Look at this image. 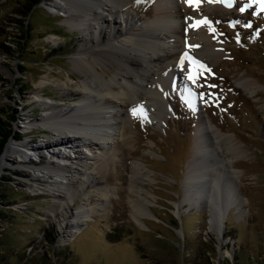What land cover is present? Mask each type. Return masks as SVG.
Wrapping results in <instances>:
<instances>
[{
  "label": "rangeland",
  "instance_id": "obj_1",
  "mask_svg": "<svg viewBox=\"0 0 264 264\" xmlns=\"http://www.w3.org/2000/svg\"><path fill=\"white\" fill-rule=\"evenodd\" d=\"M50 1L58 0H42L27 11L32 0H0V110L5 112L0 117L11 119L13 136L6 144L17 147L21 142L45 145L57 137L38 125L25 128L24 122L32 124L47 111L42 101L61 110L79 99L80 74L72 57L81 45L97 38L103 43L112 33V23L100 25L96 33L97 23L84 39L47 6ZM214 3L229 12L208 11L206 17L211 22L205 23L206 33L221 56L198 65L190 79L182 71L174 74V83L162 91L155 124L140 107L124 104L114 130L127 141L108 145V166L75 192L68 215L81 207L95 212L72 238L67 232L73 227L60 226L54 216L58 202L49 188L55 175L44 178L34 169L51 160L47 149L28 157L8 153L0 172V264H45L42 256L48 264H193L203 254L211 264H264V5L260 0H233L230 7ZM156 5L158 0L132 4L135 24L127 33L140 32L138 25L152 19L147 15ZM98 71L109 78L115 69ZM241 77L254 82L252 96L237 87ZM178 78L186 79L183 87ZM197 115L230 136L237 146L235 158L224 149L212 156L203 147L195 154ZM190 159L194 168L188 179ZM133 166L144 174L138 189L149 216L142 221L133 216L136 195L126 183ZM206 166L221 168L233 190L230 197L220 194V236L211 221L212 202L207 194L198 195L210 187L213 171L197 177Z\"/></svg>",
  "mask_w": 264,
  "mask_h": 264
},
{
  "label": "bare ground",
  "instance_id": "obj_2",
  "mask_svg": "<svg viewBox=\"0 0 264 264\" xmlns=\"http://www.w3.org/2000/svg\"><path fill=\"white\" fill-rule=\"evenodd\" d=\"M138 1L58 0L47 4L57 14L66 17L68 26L85 35L84 39L92 36L94 30L92 26L97 23L99 26L95 30L96 33H99L100 25L109 23L113 24L112 33L103 43L97 38L94 42L81 45L72 57L73 68L80 74L79 99L61 110L54 109L53 102L51 104L42 101L41 105L47 111L32 124L24 122L25 128H30L29 125L31 127L38 125L53 131V135L57 136L59 141L54 138L45 145L21 142L18 147L8 143L0 156L1 172L4 164L7 163L8 153L18 155L21 151L22 156L19 157H28L30 153L38 152L40 148L47 149L51 160L34 169L44 178L49 174L55 175V179L51 181L53 187L49 188L53 198L58 202L54 216L60 226L62 224L64 227H73L67 232L69 238L80 231L83 222L95 212L94 207H81L80 210L70 211L68 215V205L74 201L75 192L80 187L84 188L89 181L92 182L94 173H100L108 166V145L119 147L120 140L127 141L122 132L119 135L114 130V125L123 115L121 110L124 104L133 103L134 106L140 107L149 116H153L150 120L155 124L157 122L155 118H158V113H161L163 107L162 91L167 89V83L169 86L174 83V74L177 75V72L182 71L186 78L190 79L198 65L206 66L208 61L213 63L221 56L220 49L213 45L211 36L206 33L205 23H201L198 27L192 25L207 17L208 11H218L222 16L228 15L226 9L208 0H198V2L194 0L195 7L185 0H158L160 6L156 5L154 13L147 15L152 19L138 25L141 31L135 34L127 33V28L135 24L134 16L129 10H132L131 5ZM201 9L206 10L204 15H198ZM121 21L124 23V28L115 27ZM109 67L115 69L109 78H107L108 72L98 71ZM185 80L178 78L181 87L185 85L183 83ZM237 87L247 96H252L256 91L254 82L244 77L238 80ZM188 93L190 92L184 90L182 95L188 97ZM188 99L190 104L193 103L192 98L188 97ZM36 100L41 101L39 98ZM123 123L126 121L123 120ZM196 130L198 137L194 140L195 154L204 147L212 153V156H215L213 155L216 154L215 152L224 150L234 158L237 155L235 152L237 146H233L230 142V136L221 133L210 120L206 124L203 117H198ZM81 147L88 151H81ZM13 160L18 161L16 158ZM51 161L55 162L54 166L51 165ZM132 168L126 183L136 195V198L131 200L135 210L133 216L142 221L149 216L143 209V200L146 198L138 189L144 174L140 166ZM193 168L194 164L190 159L185 166L188 179L193 177ZM208 170L213 171L212 179L209 181L210 187L205 191L200 190L198 195L207 194L206 197L212 202L211 221L215 222L216 234L220 236L218 224L221 222L220 214L223 211L220 194L224 191L225 195L230 197L233 190L227 183L228 175L221 168H201L197 177L204 178ZM221 180H224V183H220ZM139 196L142 198L139 199ZM103 197H107V193H103ZM95 208L98 210L97 207ZM80 212L81 216L78 215ZM67 217H71L70 221H65ZM212 223L210 222L211 226ZM140 225L144 226L142 223Z\"/></svg>",
  "mask_w": 264,
  "mask_h": 264
},
{
  "label": "trees",
  "instance_id": "obj_3",
  "mask_svg": "<svg viewBox=\"0 0 264 264\" xmlns=\"http://www.w3.org/2000/svg\"><path fill=\"white\" fill-rule=\"evenodd\" d=\"M41 1L42 0H32V4L27 8L28 9L27 11H30L32 9V7H34L35 5L40 3ZM27 15H28V13L23 14L24 17ZM22 65H24V64H22ZM0 111L4 112L2 110H0ZM5 118H6V116H5ZM5 118L0 117V156L4 150V146H5L6 142L9 140V138H11L13 136L11 134V125H10L11 119H9L8 121H5ZM41 261L45 264H48V261L46 260V258L44 256L41 257ZM193 264H211V263L209 261V257H207L203 254L200 257H198V256L195 257L193 260ZM227 264H229V263L227 262ZM235 264H241V263L236 262Z\"/></svg>",
  "mask_w": 264,
  "mask_h": 264
},
{
  "label": "snow or ice",
  "instance_id": "obj_4",
  "mask_svg": "<svg viewBox=\"0 0 264 264\" xmlns=\"http://www.w3.org/2000/svg\"><path fill=\"white\" fill-rule=\"evenodd\" d=\"M186 3L192 4L194 7L196 6V3H194V0H185ZM198 2V0H197ZM208 2H219L225 6L230 7L233 3V0H208ZM260 2L262 3V5H264V0H260ZM249 5H245L243 7H241L240 11H244L246 7H248ZM201 23H211L210 21H208V19L205 17L202 20L196 21L192 27H198ZM133 112H135V109H133Z\"/></svg>",
  "mask_w": 264,
  "mask_h": 264
},
{
  "label": "water",
  "instance_id": "obj_5",
  "mask_svg": "<svg viewBox=\"0 0 264 264\" xmlns=\"http://www.w3.org/2000/svg\"><path fill=\"white\" fill-rule=\"evenodd\" d=\"M7 143V142H6ZM6 145V144H5ZM4 148H5V146H4Z\"/></svg>",
  "mask_w": 264,
  "mask_h": 264
}]
</instances>
